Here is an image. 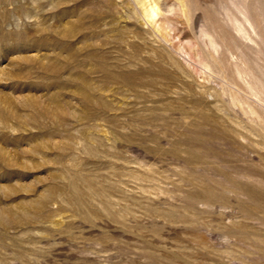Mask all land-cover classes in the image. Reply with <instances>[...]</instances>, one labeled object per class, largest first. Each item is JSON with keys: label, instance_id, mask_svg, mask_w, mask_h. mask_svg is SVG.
Wrapping results in <instances>:
<instances>
[{"label": "rangeland", "instance_id": "374dc122", "mask_svg": "<svg viewBox=\"0 0 264 264\" xmlns=\"http://www.w3.org/2000/svg\"><path fill=\"white\" fill-rule=\"evenodd\" d=\"M142 2L0 0V264H264V0Z\"/></svg>", "mask_w": 264, "mask_h": 264}, {"label": "bare ground", "instance_id": "6f19581e", "mask_svg": "<svg viewBox=\"0 0 264 264\" xmlns=\"http://www.w3.org/2000/svg\"><path fill=\"white\" fill-rule=\"evenodd\" d=\"M141 1H143L142 4L144 5L141 13L146 18H152V16L157 12L156 6L153 3L149 2L150 0H141ZM234 28L237 32H241L242 34L246 33V29L243 28V26L238 25Z\"/></svg>", "mask_w": 264, "mask_h": 264}]
</instances>
